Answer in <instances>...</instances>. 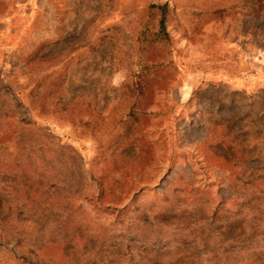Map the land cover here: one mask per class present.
Returning <instances> with one entry per match:
<instances>
[{
    "label": "rangeland",
    "instance_id": "rangeland-1",
    "mask_svg": "<svg viewBox=\"0 0 264 264\" xmlns=\"http://www.w3.org/2000/svg\"><path fill=\"white\" fill-rule=\"evenodd\" d=\"M0 264H264V0H0Z\"/></svg>",
    "mask_w": 264,
    "mask_h": 264
},
{
    "label": "trees",
    "instance_id": "trees-1",
    "mask_svg": "<svg viewBox=\"0 0 264 264\" xmlns=\"http://www.w3.org/2000/svg\"><path fill=\"white\" fill-rule=\"evenodd\" d=\"M160 25L162 26L163 24H162V19L160 20Z\"/></svg>",
    "mask_w": 264,
    "mask_h": 264
}]
</instances>
